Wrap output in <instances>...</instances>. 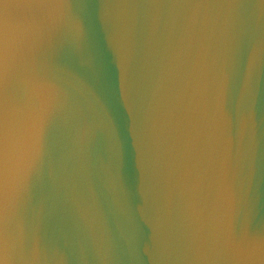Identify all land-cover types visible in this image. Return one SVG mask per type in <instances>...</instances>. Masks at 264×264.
I'll list each match as a JSON object with an SVG mask.
<instances>
[{
	"label": "water",
	"instance_id": "obj_1",
	"mask_svg": "<svg viewBox=\"0 0 264 264\" xmlns=\"http://www.w3.org/2000/svg\"><path fill=\"white\" fill-rule=\"evenodd\" d=\"M130 2L143 6L151 0ZM250 2L253 7L235 24L225 109L234 137L241 120L249 115L255 120V172L250 178L237 175L234 190L238 209L242 201L250 202L252 226L264 230V53L257 51L264 45V10L259 0ZM78 9L84 20L83 38L74 42L70 33H57L41 55L63 85L57 108L42 132L33 129L14 145L7 176L13 188L19 187L13 227L33 247L37 264L45 254L48 264H105L95 250L93 229L84 213L93 194L111 244L110 264H162L157 250L161 234L158 220L167 221V230L177 246L188 241L197 227L188 215L187 198L180 194L169 165L172 137L167 128L159 129L158 140L152 135L157 114L163 123L167 101L165 66L181 47L180 61L186 63H182L179 86L188 82L187 68L195 57V48L189 52L187 38L181 45V36L184 18L192 10H174L171 22L165 13L153 33L154 10L142 7L124 68L109 29L100 18L97 0H81ZM226 14L227 10H211V16L221 20ZM87 86L97 92L111 117L110 136L103 129L92 134L88 130L93 113ZM135 129L144 140L145 179ZM114 144L119 147V166L115 170L118 188L110 172Z\"/></svg>",
	"mask_w": 264,
	"mask_h": 264
},
{
	"label": "snow or ice",
	"instance_id": "obj_2",
	"mask_svg": "<svg viewBox=\"0 0 264 264\" xmlns=\"http://www.w3.org/2000/svg\"><path fill=\"white\" fill-rule=\"evenodd\" d=\"M97 2L100 18L109 29L124 68L130 59L133 28L143 14L142 7L154 10L153 33L165 13L171 22L174 10H192L184 18L181 36V45L187 38L189 52L195 48V57L187 68L188 82L179 86L182 63H186L180 61L181 47L165 66L167 101L163 123L157 114L152 135L158 140L159 129L167 128L172 137L169 165L180 194L187 198L188 215L197 227L188 241L177 246L171 240L167 221L159 219L158 259L162 264H264V230L253 228L250 202L242 201L238 209L234 190L237 175L250 178L255 172V120L251 115L241 120L234 137L225 109L235 24L253 4L250 0H176L167 4L151 0L143 6L130 0ZM80 3L81 0H0V264H37L33 247L13 227L19 187L13 188L7 176L16 142L33 129L42 132L63 95L61 80L41 55L57 33H70L74 42L83 38ZM259 5L264 10V0H259ZM213 9L227 10V14L222 20L212 17ZM257 51L264 53V45ZM80 83L84 86L83 81ZM86 91L93 113L89 132L103 129L110 136L112 121L104 103L91 86ZM135 133L145 179L144 140L136 129ZM118 166L119 147L114 144L110 172L116 188ZM171 191L170 177L169 213ZM84 213L93 229L96 252L105 264H110L111 244L93 194ZM48 262L45 254L40 264Z\"/></svg>",
	"mask_w": 264,
	"mask_h": 264
}]
</instances>
